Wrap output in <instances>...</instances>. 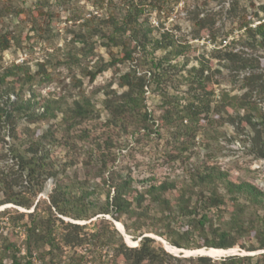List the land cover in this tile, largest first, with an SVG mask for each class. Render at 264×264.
Listing matches in <instances>:
<instances>
[{
    "label": "trees",
    "instance_id": "16d2710c",
    "mask_svg": "<svg viewBox=\"0 0 264 264\" xmlns=\"http://www.w3.org/2000/svg\"><path fill=\"white\" fill-rule=\"evenodd\" d=\"M146 6L145 2H131L122 21L114 22L110 31L100 34L106 37L107 44L117 46L118 52L109 50L107 61H95L83 69V75L93 81L111 67L130 64L114 80L121 90L110 87L113 79L103 89L102 104L107 115L102 133L86 147L83 160L85 166L91 164L92 158L97 164L94 172L87 170L83 177L71 168L77 163L76 153L83 149L77 139L92 137L89 128L79 127L95 116L91 97L80 94L64 108L60 97L25 94L22 86L33 80L26 64L1 67L0 128H4V136L11 142L8 154L1 151L0 145V156L9 155L13 166L9 170L0 168V205L13 204L29 211L14 209L10 215L8 208L0 210V218L9 214L6 219L12 224L11 229L23 231L20 244L16 233L0 232V264H6L5 260L10 264H264V188L232 176L213 163H194L184 174L158 180L152 175L136 178L129 167L123 173L122 166L115 162L118 146L113 133L129 135L134 141L159 133V128L154 127L155 113L146 106V87L163 79L160 77L166 66L176 67L171 59L185 54L189 46L173 39L168 29L151 38V29L138 23ZM248 6L253 10L248 12L239 0H231L228 13L237 20L235 30L240 32L229 40L216 41L212 28L215 20L209 15L195 18L194 38L207 32L210 41L217 44L209 57L195 56L196 65L187 66V57L182 60L179 70L184 71L181 77L188 86L184 102L165 91L162 94L157 117L158 125L170 134L171 148L164 160L169 166L175 159L188 158L184 152L199 134L216 139L224 124L233 127L235 136H242L254 158L264 161V0L258 4L250 0ZM13 38L10 32L0 33V55ZM157 50L164 53L155 56ZM214 63L218 66L213 68ZM37 65L40 81L49 80L45 63ZM145 65L147 68L142 69ZM221 68L228 69L233 78L242 73L238 79L243 89L240 94L226 89L215 94L213 85L218 81L214 75L221 73ZM78 83L81 85L80 80ZM58 115L66 124L59 138L58 129L51 124L41 132L28 126L48 122ZM16 116L27 122L20 131ZM74 128L77 130L71 134ZM0 140L5 143L4 138ZM45 142H60L70 149L69 158L60 165L61 171L50 158ZM49 178L53 185L47 200L34 201ZM60 216L95 219L89 226L64 221ZM115 221L137 241L136 245L125 242ZM146 233L163 237L165 244L178 248L238 246L247 252H258L219 258L177 256Z\"/></svg>",
    "mask_w": 264,
    "mask_h": 264
},
{
    "label": "rangeland",
    "instance_id": "374dc122",
    "mask_svg": "<svg viewBox=\"0 0 264 264\" xmlns=\"http://www.w3.org/2000/svg\"><path fill=\"white\" fill-rule=\"evenodd\" d=\"M140 1L145 2L147 6L138 18V23L151 29V38L158 37L162 29H168L173 39L181 44L185 42L189 46L185 54L171 59L170 62L176 63V67L166 66L163 76L160 77L163 79H159L158 84L153 81L146 87L144 94L146 106L155 113L154 127L159 128V133L143 136L141 140L135 141L129 135L117 136L116 133H113L118 146L115 151L116 164L122 166L123 173L128 172L127 167H129L131 175L136 178H146L152 175L160 180L168 175L184 174L194 163L207 162L221 166L232 176L249 180L258 187L264 188V161L254 158L248 152L240 138L242 136H235L231 125L224 124L220 126L216 139L199 134L195 138L192 147L184 152L188 156L187 159L183 161L179 158L175 159L171 166L164 161L167 150H170L171 147L168 142L170 134L166 128L158 125L157 115H159L163 99L162 94L165 91L171 96H176V99H179L180 102H184L188 86L181 77L184 71L179 70L182 60L187 57V66L196 65L195 56L203 54L206 58L209 57L214 44H217L210 41L207 32H204L199 39L194 38L196 17L206 14L215 20L212 28L216 32V41L222 38L229 40L235 34L238 35L240 31L235 30L237 20L228 13L231 0H224L220 3L212 0H153L152 5L150 4L151 0H0V33L10 32L14 36L10 47L2 51L0 55V69L1 67L10 66L12 63L26 64L28 66L27 71L33 75V80L22 86L25 94L28 95L33 92L42 97L47 95L60 97L64 108L80 94L91 97L95 116L81 123L79 127L89 128L92 137L77 139L78 144L82 145L83 149L76 153L75 160L77 163L72 166L71 170L78 172L79 177H83V173L87 170L92 173L96 168V161L92 158L91 164L85 166L83 160L87 156L86 147L91 146L94 136L97 138L102 133V125L107 115L102 104L103 89L108 87L107 83L113 79L110 87L121 90L117 88L114 80L120 72L128 70L130 64L125 62L116 65V67H111L97 75L93 81H89L83 75V69L92 65L95 61H107L110 58L109 50L118 52L119 48L110 43L107 44L106 37L100 34L110 31L114 22L119 23L122 21V17L131 2L138 3ZM249 1L239 0L240 6L247 7L248 12L253 10L252 6H248ZM252 1L255 4L263 2V0ZM80 36H82V39L78 40L77 37ZM257 52L262 53L261 51ZM163 53V50H157L154 55L160 56ZM37 62L45 63L44 68L50 73L49 80L40 81L41 75L36 71L38 68ZM215 66L218 65L214 63L212 67ZM146 68V65L142 66V69ZM220 70L221 73L214 75L218 81L213 85L215 94H218L220 89L240 94L243 89L240 88L238 79L242 76V73H238L237 78H233L228 69L221 68ZM78 80L81 81V85H79ZM17 86L18 83L15 87ZM16 122L19 131L27 124L22 116H16ZM49 124L58 129L56 134L59 138L63 134L66 125L61 120V115L48 122H35L30 123L28 126L31 128L36 127L41 132ZM76 130L74 128L73 131H70L71 134ZM4 131V128H0V139L4 138L5 140V143L0 140V145L3 147V149H0L8 154V146L11 140L4 136ZM44 144L50 148V158H53L57 170L61 171L60 165L69 158L70 149L65 144H60V142H45ZM12 166L13 161L9 155L0 156V168L9 170ZM52 185V178L47 179L44 189L36 195L34 201H37V199L40 201L47 200V193ZM4 208H8L10 215L14 213V209L29 211L13 204L0 205V210ZM7 215L9 214L0 218V232L2 234L10 231L16 233L15 239L20 244L23 231L17 228L16 230L11 229L12 224L6 219ZM60 217L64 221L87 223L89 226L91 225L90 221L95 219V216L81 220L68 216ZM107 218H110V216L107 215ZM114 223L117 226L118 223L120 224L118 221ZM146 235L155 238L156 244L163 246L162 240H165L163 237L153 233H146ZM128 237L127 244L133 246L137 241L133 240L130 235ZM165 245L172 250L177 249L173 245ZM237 248L238 246H234L227 249L226 252L216 253L219 255L200 252V248L182 249L186 254H191L187 256H196L202 253L213 258L229 254H253L258 252H244ZM176 253L177 256H182L181 252ZM4 262L10 264L9 261L5 260Z\"/></svg>",
    "mask_w": 264,
    "mask_h": 264
},
{
    "label": "bare ground",
    "instance_id": "6f19581e",
    "mask_svg": "<svg viewBox=\"0 0 264 264\" xmlns=\"http://www.w3.org/2000/svg\"><path fill=\"white\" fill-rule=\"evenodd\" d=\"M118 226L120 227V228H122V225H120L119 223H118ZM118 227V228H119ZM128 239V238H127ZM128 241V240H127ZM137 242H135V244H136ZM165 247H166V245H165ZM173 248V247H172ZM166 249L168 250V251H170L167 247H166ZM174 250H176V251H178L179 249H174ZM226 250L227 249H222V248H219V249H216V248H200L199 249V251L200 252H204V253H207V254H216V253H223V252H226ZM195 251V250H194ZM182 252V251H181ZM173 253H176V252H173ZM216 255H219V254H216ZM216 255H214V256H216Z\"/></svg>",
    "mask_w": 264,
    "mask_h": 264
},
{
    "label": "water",
    "instance_id": "95a60500",
    "mask_svg": "<svg viewBox=\"0 0 264 264\" xmlns=\"http://www.w3.org/2000/svg\"><path fill=\"white\" fill-rule=\"evenodd\" d=\"M121 225H122V224H121ZM115 226H116V228H117L119 231L122 232V234L124 235L125 242L127 243V238H129V237H128V235L125 233L123 226H122V229L118 228V226H117L116 223H115ZM162 243H163V247L165 248V250L168 251V250L166 249V247H165V243H164L163 240H162ZM134 245H136V244H134ZM134 245H133V246H134ZM176 248L179 249L178 251H183V252H181V253H182V256L191 255V254H186L182 248H178V247H176ZM228 249H231V248H228ZM237 249H238V250H242V249H240L239 247H238ZM243 251L245 252V250H243ZM168 252H170V253H172V254H174V255H177V253H173V252H171V251H168ZM231 252H232V251H231ZM233 252H234V251H233ZM199 254H200V255H206V254H202V253H199ZM208 256H210V255H208ZM211 257H212V256H211Z\"/></svg>",
    "mask_w": 264,
    "mask_h": 264
}]
</instances>
